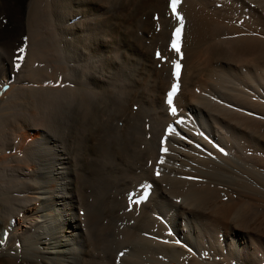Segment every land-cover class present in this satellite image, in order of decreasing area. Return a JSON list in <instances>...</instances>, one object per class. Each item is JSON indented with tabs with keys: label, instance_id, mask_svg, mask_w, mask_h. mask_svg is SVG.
Returning a JSON list of instances; mask_svg holds the SVG:
<instances>
[{
	"label": "bare ground",
	"instance_id": "bare-ground-1",
	"mask_svg": "<svg viewBox=\"0 0 264 264\" xmlns=\"http://www.w3.org/2000/svg\"><path fill=\"white\" fill-rule=\"evenodd\" d=\"M168 1L0 0V264H264V0Z\"/></svg>",
	"mask_w": 264,
	"mask_h": 264
},
{
	"label": "snow or ice",
	"instance_id": "snow-or-ice-1",
	"mask_svg": "<svg viewBox=\"0 0 264 264\" xmlns=\"http://www.w3.org/2000/svg\"><path fill=\"white\" fill-rule=\"evenodd\" d=\"M179 3V0H171V4H170V7H171V10H172V13L174 15V17L180 21V26L176 27L175 30L173 31L172 33V41H171V45H170V49L175 51L176 53H179L180 52V47H179V40H180V36H181V30H182V27H183V17L179 16L176 12V8H177V4ZM18 51L20 53H23L25 51V49L23 47L19 48ZM156 56H157V59H164L162 58L161 56V53L159 50H157L156 52ZM23 59V56H18L17 57V60H22ZM173 64V76L174 77H178L179 76V69H180V64L178 63V61H173L172 62ZM15 68L16 69H19L20 68V64L19 63H16L15 65ZM177 92V84H173L172 87H171V90L167 93V104L169 105V111H170V115L172 116H176L177 115V108L176 107H173V97L174 95L176 94ZM175 123L177 125L179 124H182L184 123V120L183 119H177L175 121ZM167 131L169 133H172L175 131V129L173 128L172 125H169L168 126V129ZM163 143V141L161 142ZM197 147H199V145H197ZM221 152H223V149H219ZM163 151H167V149H163ZM160 163H163V157H161ZM159 171H157V175H159ZM144 199H146V194L141 196L138 200L135 201V203L139 204L141 203ZM129 200L131 201L132 200V196L130 195L129 196ZM131 210V208L129 209ZM123 255V253H121V256Z\"/></svg>",
	"mask_w": 264,
	"mask_h": 264
},
{
	"label": "rangeland",
	"instance_id": "rangeland-1",
	"mask_svg": "<svg viewBox=\"0 0 264 264\" xmlns=\"http://www.w3.org/2000/svg\"><path fill=\"white\" fill-rule=\"evenodd\" d=\"M156 57H157V56H156ZM22 98H23V99L25 98V99L27 100V98H26L25 96H24V97L22 96ZM22 98H21V99H22ZM21 99H19V100L21 101ZM23 99H22V101L25 102L26 100H25V99L23 100ZM133 107H134V109H135V108H136V105H134ZM32 111H33V110H32Z\"/></svg>",
	"mask_w": 264,
	"mask_h": 264
}]
</instances>
